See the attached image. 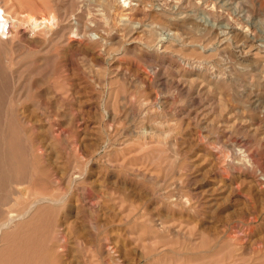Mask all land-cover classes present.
Listing matches in <instances>:
<instances>
[{"label":"rangeland","instance_id":"1","mask_svg":"<svg viewBox=\"0 0 264 264\" xmlns=\"http://www.w3.org/2000/svg\"><path fill=\"white\" fill-rule=\"evenodd\" d=\"M8 19L0 251L49 232L63 263L264 264V0H0ZM188 78L228 99L215 125Z\"/></svg>","mask_w":264,"mask_h":264},{"label":"bare ground","instance_id":"2","mask_svg":"<svg viewBox=\"0 0 264 264\" xmlns=\"http://www.w3.org/2000/svg\"><path fill=\"white\" fill-rule=\"evenodd\" d=\"M126 10V9H125ZM26 24L28 23V26L27 28L29 27L31 30V35L29 36L32 39L36 38V35H35V29H34V23H35V20L33 18V16L30 14L27 15L26 17V20H25ZM37 22V21H36ZM12 22L8 19V20H4L3 22L0 21V40L2 39L3 36H7L10 34V26H11ZM18 24V23H17ZM37 25V23L35 24ZM17 27V26H16ZM235 27V26H234ZM179 29V28H178ZM233 29V28H232ZM121 30V29H120ZM232 32V31H231ZM245 35V34H244ZM115 39V38H114ZM254 39V38H253ZM41 40V39H39ZM255 40V39H254ZM118 41V40H117ZM42 42V41H41ZM259 42V41H258ZM1 43V42H0ZM39 43V42H38ZM239 43V42H238ZM244 43V42H243ZM253 43V42H252ZM255 43V42H254ZM241 44V43H240ZM245 44V43H244ZM243 45V44H242ZM92 46V45H90ZM94 47V46H93ZM165 52V51H164ZM6 63V62H5ZM8 64V63H7ZM188 64V63H187ZM2 66H4L2 64ZM1 68V67H0ZM5 68V67H4ZM2 72V71H1ZM188 77V76H187ZM181 79V78H180ZM205 79V78H204ZM186 81L184 83V87L187 89L186 91L190 94H197V95H201V96H204V100L202 102V105L201 108H200V112L204 115L206 121H208L210 123L209 120H211L212 123L214 122H217V119H220V118H224L225 117V114H226V111H227V107L229 105V101L228 99H225V98H220L219 102L217 105H214L212 104L211 102V99L212 97L210 96V91H211V88L207 90H203V88H199L196 84V80L195 78H191V79H187V80H184ZM183 81V82H184ZM204 83V82H203ZM217 82H215L216 84ZM208 84V83H207ZM218 84V83H217ZM199 85V84H198ZM218 88H221L223 86L220 85H217ZM221 86V87H220ZM225 86V85H224ZM214 87V86H213ZM184 89V88H183ZM184 92V91H183ZM186 92V93H187ZM212 92V91H211ZM228 92V91H227ZM187 93V94H188ZM213 94V93H212ZM149 95V94H148ZM189 95V94H188ZM214 95V94H213ZM200 97V96H199ZM192 98V96H191ZM203 98V97H202ZM145 99V98H144ZM143 99V101H144ZM149 99V97H148ZM147 102V100H146ZM149 102V101H148ZM151 102V101H150ZM149 104V103H148ZM196 104V103H195ZM199 105V106H200ZM150 106V105H149ZM162 107V106H161ZM160 107V108H161ZM148 108V107H147ZM190 109V108H189ZM192 109V108H191ZM188 111V110H187ZM186 111V112H187ZM113 114V113H112ZM188 114V112H187ZM196 114V113H195ZM189 117V116H188ZM211 117H213L211 119ZM195 119V118H194ZM114 121V120H113ZM223 121L225 124L228 122L226 119L225 120H221ZM206 122V123H208ZM220 122V121H219ZM232 122V121H231ZM223 123V124H224ZM251 123H252V120H251ZM260 123V122H259ZM255 123H253L252 125L250 126H253ZM213 125V124H211ZM215 125V123H214ZM213 125V126H214ZM220 125V124H219ZM228 125V124H227ZM226 125V126H227ZM261 129H258V128H254V129H251L250 128V133H252V136H256V135H261L263 136V138L261 139H264V124H261ZM222 125H220L221 127ZM230 126V125H229ZM235 126V125H234ZM249 126V127H250ZM231 127H233L232 123H231ZM263 128V129H262ZM231 129V128H230ZM248 131V130H246ZM112 134V132H110ZM114 135V133H113ZM206 136V135H205ZM198 138V137H197ZM214 141V140H212ZM262 141V140H261ZM264 141V140H263ZM240 148H244L243 146L240 145ZM241 149H239L237 152V154L240 155V153H242V151H240ZM253 151V150H251ZM249 151V152H251ZM255 152V151H254ZM257 152V151H256ZM247 154V153H246ZM251 155H253L251 153ZM198 166V165H197ZM190 168V167H189ZM191 171V170H190ZM193 171V170H192ZM199 171V170H198ZM196 175V174H195ZM201 178V177H199ZM203 178V176H202ZM205 180V178H203ZM202 179V180H203ZM207 179V178H206ZM212 181V180H211ZM215 181V180H214ZM224 181V180H223ZM241 182V181H240ZM245 182V181H244ZM205 183V182H204ZM203 183V184H204ZM243 183V182H242ZM228 184V183H227ZM229 187H227V185L225 184H222V183H216V186L214 188L213 191H210L212 193H214V191H217V190H220V191H228ZM230 189V188H229ZM234 189V188H233ZM209 190V189H208ZM207 191V190H206ZM209 192V191H208ZM232 192V191H231ZM20 191H14L12 192V194L16 197L14 198V201L15 203L18 202V199L22 198V196L19 194ZM228 195H229V191L227 192ZM213 194H207L205 196L206 198V203L209 204V207H211L210 205L213 204V200H214V197L212 196ZM182 196V194H181ZM180 196V197H181ZM188 197V195H186ZM179 197V196H178ZM180 197H179V200H180ZM221 197V196H220ZM182 198V197H181ZM189 199L190 198V195L188 197ZM218 198V197H217ZM58 199H61V198H58ZM56 196H49L48 194L45 195H41L39 197H37L35 199V201H33V203L27 208V210L25 212H23L22 214H20V217H24L25 215H27L29 212L32 211V208L34 205H37V204H40V203H45V202H50L51 204H55L57 205L56 203L59 201ZM12 200V199H11ZM11 200L9 198H7L5 201L3 200L1 205L4 206V205H7L11 202ZM177 201V200H176ZM218 201V200H217ZM20 202V201H19ZM181 202V201H180ZM184 202V201H182ZM60 202H58V204H60ZM190 203V202H189ZM193 203V202H192ZM217 203V202H216ZM18 204V203H17ZM178 204V203H177ZM191 204V203H190ZM205 204V203H204ZM206 204V205H207ZM16 205V204H15ZM188 205V204H187ZM215 205V204H214ZM216 206V205H215ZM112 208V207H111ZM214 210V209H213ZM12 215V214H11ZM5 216V215H4ZM3 216V217H4ZM7 218V217H5ZM3 219V218H2ZM0 218V220H2ZM54 220V219H53ZM12 221V218H10L9 220L3 222L0 224V232H2L3 230H5L8 225L11 223ZM50 221V220H49ZM51 222V221H50ZM52 223V222H51ZM51 223H49L51 225ZM56 223V222H55ZM47 224V225H49ZM52 226V225H51ZM46 229V232H48L50 229V226L49 228L45 226ZM167 228V227H166ZM56 229V228H55ZM62 229H57L56 230V234H60L62 233L61 231ZM237 230V229H236ZM5 232V231H4ZM49 233V232H48ZM48 233L46 234H42L43 236L40 237V238H33L32 236H27L25 237V239L21 240V241H12L10 243V245H8L6 248L2 249L0 251V264H70V262H66V263H63L62 259H61V255H58L59 253H57V250L61 248V245H58V246H55V245H47L46 244V241L48 240ZM240 233V232H239ZM235 234V232L233 233ZM232 234V235H233ZM231 236V235H229ZM11 237V236H10ZM9 237V238H10ZM232 240L235 239V235H233V237H231ZM7 240V239H6ZM239 240V239H238ZM232 241H230L231 243ZM48 243V242H47ZM233 244V243H232ZM107 251H109V254L111 256H116V251H111L106 248ZM122 251V250H121ZM119 250V252H121ZM126 257V256H125ZM124 259V258H123ZM78 263L77 264H80L79 263V260H77Z\"/></svg>","mask_w":264,"mask_h":264}]
</instances>
